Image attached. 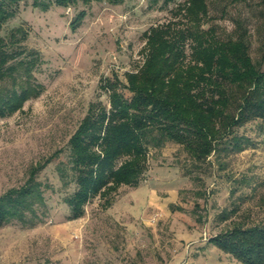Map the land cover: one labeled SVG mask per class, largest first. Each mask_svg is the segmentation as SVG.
<instances>
[{
	"label": "rangeland",
	"instance_id": "obj_1",
	"mask_svg": "<svg viewBox=\"0 0 264 264\" xmlns=\"http://www.w3.org/2000/svg\"><path fill=\"white\" fill-rule=\"evenodd\" d=\"M31 2L20 0L16 17L4 23L1 33L18 25L28 30L24 43L43 58L35 75L44 87L21 111L0 119V193L21 183L31 163L59 152L39 174L53 186L45 192L44 219L34 226L11 221L0 227V264H242L208 240L232 220L264 223L261 120L237 129L255 144L208 157L199 168L204 185L189 178L191 159L182 146L167 141L150 148L148 169L137 186H121L107 208L102 198H91L77 219L68 218L63 200L75 189L74 180L63 186L56 171L57 162L69 158L67 139L89 103L109 101L100 79L117 75L125 81V72L144 60V33L150 27L175 31L191 25L185 11L177 9L185 0L76 2L53 4L46 11ZM80 8L87 15L72 32L69 22ZM207 10L201 23L205 34L227 40L243 33L252 60L264 69V1L207 0ZM198 187L204 196L193 195ZM172 202L182 208L172 210ZM196 202L201 220L193 209ZM223 207L236 209L224 221L218 217Z\"/></svg>",
	"mask_w": 264,
	"mask_h": 264
},
{
	"label": "trees",
	"instance_id": "obj_2",
	"mask_svg": "<svg viewBox=\"0 0 264 264\" xmlns=\"http://www.w3.org/2000/svg\"><path fill=\"white\" fill-rule=\"evenodd\" d=\"M31 1L33 7L46 11L53 4L103 0ZM104 1L117 5L124 0ZM19 5L20 0H0V119L21 111L44 87L35 75L43 58L24 43L28 30L18 25L8 34L1 33L4 23L16 17ZM177 9L185 11L191 25L175 31L165 25L146 30L143 62L125 72L124 82L117 75L101 78L98 85L107 92L108 103L92 100L69 135V158L56 164L61 184L66 186L72 179L76 185L63 197L69 219L80 218L95 196L107 208L121 186H137L148 169L150 148H161L167 141L182 146L191 159L189 178L201 185L199 168L212 153H236L255 144L250 136L237 132L251 120L264 122V69L252 60L246 37L243 33L227 40L207 36L201 24L207 0H185ZM86 15L85 8L78 9L69 29L75 32ZM189 40L191 55L186 61ZM58 152L31 163L21 183L0 193V227L11 221L34 226L44 219L45 192L53 186L39 174ZM192 193L204 196L201 187ZM199 206L196 202L193 208L197 220L203 216ZM170 208L182 206L172 202ZM234 211L223 207L218 217L224 221ZM208 241L242 264H264V223L232 220Z\"/></svg>",
	"mask_w": 264,
	"mask_h": 264
}]
</instances>
